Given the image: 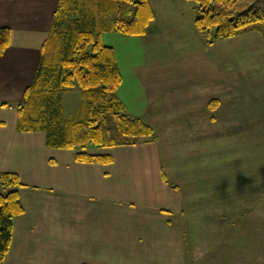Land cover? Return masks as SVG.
Wrapping results in <instances>:
<instances>
[{
  "label": "crops",
  "instance_id": "1",
  "mask_svg": "<svg viewBox=\"0 0 264 264\" xmlns=\"http://www.w3.org/2000/svg\"><path fill=\"white\" fill-rule=\"evenodd\" d=\"M57 1L0 0V27L11 29L10 43L0 52V101L8 102L0 106V175H18L24 206V212L13 219V235L3 264H264V247H247V255L238 254L232 235L223 242L229 246L226 251L221 250L220 241L213 240L215 235L208 240L182 236L183 225L174 220L178 222L184 215L185 203L178 184L170 179L177 182L180 162L167 165L160 158L155 139L132 145L63 149L48 147L41 130H16L15 104L33 80ZM158 2L163 6L169 2L175 8L185 0ZM157 31L153 20L143 35L135 37L143 43ZM138 66L131 71L132 78L148 96L147 81L137 73L139 68L149 71L152 67ZM123 81L122 76L117 93L125 104L120 96L126 90ZM155 86L162 90L158 83ZM194 98L197 104L200 100ZM154 101L150 99L153 105ZM186 102L192 103L191 99ZM203 105L215 122L221 97L205 98ZM189 107H198H185V114L195 116ZM129 110V115L139 118L146 113L140 107L139 111ZM231 129L237 135V130ZM79 152L110 155L112 159L108 163L78 161L75 155ZM182 167L185 169V162ZM215 231L220 232L212 227L211 232ZM255 249L257 255L252 252Z\"/></svg>",
  "mask_w": 264,
  "mask_h": 264
},
{
  "label": "rangeland",
  "instance_id": "2",
  "mask_svg": "<svg viewBox=\"0 0 264 264\" xmlns=\"http://www.w3.org/2000/svg\"><path fill=\"white\" fill-rule=\"evenodd\" d=\"M151 2L158 31L143 43L117 32L102 35L103 43L113 47L124 79L126 90L120 96L128 110L146 111L140 118L154 128L160 158L167 165L180 162L178 183L170 179L185 203L186 215L174 220L183 225L182 236L208 240L215 235L213 240L226 251L223 242L232 235L238 254L247 255V247H264V39L251 31L208 43L194 27L199 13L195 0L175 8ZM138 65L152 67L137 73L147 81L148 96L132 78ZM208 97H221L215 122L203 105ZM79 100L76 88L64 91L63 114L74 112ZM191 105L198 107H189L195 116L185 114ZM212 227L220 232H211Z\"/></svg>",
  "mask_w": 264,
  "mask_h": 264
},
{
  "label": "trees",
  "instance_id": "3",
  "mask_svg": "<svg viewBox=\"0 0 264 264\" xmlns=\"http://www.w3.org/2000/svg\"><path fill=\"white\" fill-rule=\"evenodd\" d=\"M194 24L208 43L242 33L264 39V0H195ZM150 0H58L33 80L15 104L16 130H41L48 147L86 149L132 145L155 139L154 128L131 116L117 89L122 82L115 51L102 35H143L154 18ZM11 29L0 27V52L10 43ZM76 88L79 104L65 116L62 95ZM212 102V101H211ZM8 102L0 101V106ZM78 161L108 163L110 155L76 153ZM0 186V264L13 235V219L24 212L16 173L2 172ZM87 264V263H83Z\"/></svg>",
  "mask_w": 264,
  "mask_h": 264
}]
</instances>
